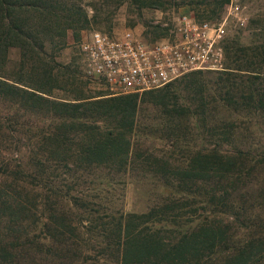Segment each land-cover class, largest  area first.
<instances>
[{"label": "trees", "instance_id": "1", "mask_svg": "<svg viewBox=\"0 0 264 264\" xmlns=\"http://www.w3.org/2000/svg\"><path fill=\"white\" fill-rule=\"evenodd\" d=\"M228 2L186 4L211 7L199 17L214 20ZM142 6L161 9L164 1L144 0ZM82 16L74 0H0V60H7L11 46L43 50V41L55 40L56 31L64 35L77 27ZM254 29L258 31L247 43L237 35L226 37L223 69L193 72L140 94L85 95L79 89L80 97L59 100L50 97V87L26 85L1 71L0 95L9 109L17 106L46 114L42 124L19 123L13 113L5 116V123L0 121L18 153L0 158V264H264V220L259 215L251 218L241 203L246 199V181L254 170L264 168V152L254 153L250 142L256 134L264 138V31L257 23ZM162 31L158 25L149 30L153 37ZM72 73L74 69L67 66L63 76ZM32 140H36L33 148L21 147ZM146 141L166 149L149 151L139 143ZM12 159L13 170L8 162ZM59 169L101 180L153 173L166 187L186 193H177L179 197H169L143 214L102 208L105 212L98 216L105 222L97 226L101 239L92 244L74 235L82 220L91 223L93 212H98H91L85 198L70 195L73 210L59 212L49 200L38 210L34 198L22 193L20 182L39 187L41 193H60L49 181ZM229 191H240L237 203L228 200ZM256 199V207L264 209V193ZM236 204L257 230L237 240L225 220L231 215L228 208ZM76 210L86 211V217L75 219ZM198 210L205 219L189 222L178 236L149 225L155 218L172 220L178 214H189L194 221L193 211ZM233 215L238 219L235 211ZM42 236L47 242L39 240ZM91 250L99 252L94 263L88 261Z\"/></svg>", "mask_w": 264, "mask_h": 264}, {"label": "rangeland", "instance_id": "2", "mask_svg": "<svg viewBox=\"0 0 264 264\" xmlns=\"http://www.w3.org/2000/svg\"><path fill=\"white\" fill-rule=\"evenodd\" d=\"M163 1L164 6L161 9H156L144 6L139 8V5H142L144 0H74L76 4L80 5L84 15L82 16L81 24L73 29L68 28L64 35H59V31H56L55 40L47 39L43 41V50L28 51L25 48L23 51L19 46L9 47L7 60L5 59L4 62L0 60V73L2 71L7 73V75H16L26 85L30 82L43 89L50 87L52 89L50 97L59 100L80 97L79 89H82L85 95H97L99 91L109 93L106 87L90 77L81 65L77 50V33L88 29L113 32L130 28L152 36L149 30L154 29V26L162 27V32L164 33L181 15L187 14L200 19V14L206 8L186 4L188 0ZM68 6L70 7V5ZM206 9L209 11L211 7ZM228 11H231L227 20L229 36L237 35L242 43H247L253 37V33L258 31L254 29L256 23L261 25L264 31V0H229L219 12V16H217L219 18L214 20L219 21L223 16L227 15ZM235 13H237V16ZM239 17L245 18L243 24L239 21ZM31 55H33L32 58H30ZM22 64H24L23 69L21 68ZM31 65L32 67H37V69H31ZM67 66L74 69V73L70 76L67 74L65 77L63 73ZM45 68L48 69V73L43 71ZM206 76L207 74L205 73L204 77ZM73 78L77 79V83L71 81ZM210 78L211 76L204 80ZM65 79H68L67 81L69 82L67 83ZM1 97L2 95H0L1 122L5 123V116L8 113H13L19 123H27L28 125L37 124L38 121H40L39 124L43 123L42 121L45 119L44 115L46 114H42L41 112L43 111L31 112L17 106L12 110L7 107ZM27 118L29 119L27 120ZM10 135L7 128H0V158L2 159L8 154L12 158L18 155L17 150H15V140L9 137ZM250 142H253L251 149L254 153L264 152L263 136L256 134ZM26 143L21 144V147L26 145V149L33 148L32 145L36 143V140H32L29 144ZM139 143L142 148L147 147L149 151H155V153L166 149L158 142L146 141L144 144ZM8 162L9 169L13 170L16 168V161L12 159ZM251 169L253 168L251 167ZM57 172L56 175H50L49 181H51V185L60 189V193H43V191L41 193L39 187L32 189L29 183L20 182L19 185H22L25 189L22 193L28 199L34 198L38 210H42L49 200L54 203L52 205L59 212L68 211V209L73 210L68 201L70 195H80L85 198L89 202L88 206L91 212H98H93L94 219L91 223L82 220L81 226H77L74 235L80 240L90 241L92 244L101 239L100 227L97 226L105 222V218L98 216L105 212L102 208L143 214L162 204L169 197H179L177 193H186L183 190L166 187L162 182V178L153 173L144 175L131 173L126 177L117 175L109 180H101L102 178L96 175H90L88 178L81 175L71 176L65 173L64 169H59ZM8 179H12V175ZM250 181L254 183L253 186H250ZM0 182H2L1 177ZM246 182H248V185L245 186L246 199L242 200V207L246 209V213L250 214L251 218L259 215V218L264 220V209L261 210L256 207V196L259 193H264V168H259L257 173L254 170L253 175ZM239 193L240 191H229L228 200L231 203H237L238 199H240ZM237 205L232 210L228 208L231 211V215L225 218L229 222L230 234L233 235L235 240L242 239L256 230L251 220H246L243 213L240 214L241 212L236 208ZM184 211H181V213ZM233 211L238 214V219L234 215L232 216ZM193 214L196 217L194 221L188 218L189 214H178L172 220L166 218V216H162L161 219L155 218L153 220L154 223H149V225L156 228L163 227L170 236H178L179 233L187 230L189 222H201L206 217V214L201 210L193 211ZM77 215L86 217L87 213L86 211L76 210L72 216L78 219ZM170 236L168 237L170 238ZM39 240L45 241L43 236ZM98 254L99 252L96 250H91L89 252V263H94V258ZM69 264L76 263L71 261Z\"/></svg>", "mask_w": 264, "mask_h": 264}, {"label": "built area", "instance_id": "3", "mask_svg": "<svg viewBox=\"0 0 264 264\" xmlns=\"http://www.w3.org/2000/svg\"><path fill=\"white\" fill-rule=\"evenodd\" d=\"M228 14L219 21L184 14L158 37L130 28L83 30L78 56L85 72L110 95L156 90L193 72L223 69Z\"/></svg>", "mask_w": 264, "mask_h": 264}]
</instances>
